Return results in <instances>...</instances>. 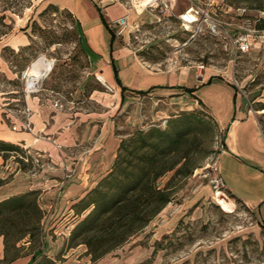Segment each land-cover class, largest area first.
I'll return each instance as SVG.
<instances>
[{"label": "rangeland", "instance_id": "rangeland-1", "mask_svg": "<svg viewBox=\"0 0 264 264\" xmlns=\"http://www.w3.org/2000/svg\"><path fill=\"white\" fill-rule=\"evenodd\" d=\"M123 1L135 23L127 46L141 63L187 78L203 70L227 81L264 138V0H224L225 7L245 13L243 18L231 13L220 36L194 35L181 25L176 16L188 0H176L168 15L140 5L145 0ZM242 35L250 37L247 53L236 52L231 42ZM84 49L67 11L48 0H0V126L25 131L22 124L29 118L26 132L34 123L40 127L37 149L0 153V201L32 192L29 199L41 211L39 221L30 211L17 216L2 211L0 264L12 258L30 264L33 254L36 261L43 257L55 264H264L261 224L219 182L223 132L205 107L181 88L169 95L125 92L121 100L99 81ZM27 71L39 80L30 94ZM52 121L56 128L48 132ZM150 129L185 131L179 151L190 173L157 179L159 188L167 184L170 202L143 229L96 259L81 240L68 241L88 211L75 216L73 203L58 197L72 178L85 181L89 175L86 189L97 184L109 173L120 141L125 149L137 133ZM123 148L118 178L125 182L121 171L131 158Z\"/></svg>", "mask_w": 264, "mask_h": 264}, {"label": "crops", "instance_id": "crops-1", "mask_svg": "<svg viewBox=\"0 0 264 264\" xmlns=\"http://www.w3.org/2000/svg\"><path fill=\"white\" fill-rule=\"evenodd\" d=\"M48 2L67 11L73 17L80 31L89 64L103 77L108 87L114 89L116 94H120L121 100L122 87L126 89L125 92H145L147 95L152 91L169 95L173 94L176 88L195 89L192 96L203 104L218 129L223 132V145L217 160L223 188L251 210L261 226H264V138L257 119L248 111L245 112L234 88L227 81L210 77L211 75H207L203 70L187 78L183 73L154 70L141 63L133 50L127 46L134 20L123 0H48ZM115 6L119 10L112 13ZM125 15L128 16V26L118 34L119 29L113 23ZM10 116L6 115L7 118ZM50 118L53 120L57 115ZM54 123L55 121H52V126L46 129L48 132L55 130ZM34 124L31 132L20 129L14 132L0 126V141L19 149H37L40 141L36 134L40 127ZM118 146L119 144L117 148ZM86 176L89 179V175ZM86 180L83 178L82 181L73 178L69 180L58 197L61 202L68 200L74 203L81 199L96 184V182L91 186L89 184L86 189L90 183ZM52 186L56 188L57 184ZM3 264H22V259Z\"/></svg>", "mask_w": 264, "mask_h": 264}, {"label": "trees", "instance_id": "trees-1", "mask_svg": "<svg viewBox=\"0 0 264 264\" xmlns=\"http://www.w3.org/2000/svg\"><path fill=\"white\" fill-rule=\"evenodd\" d=\"M182 90L191 95L195 91L193 88ZM125 91L126 89L122 87L121 94L123 95ZM196 101L204 107L198 99ZM136 136V139L129 140V145L127 144L125 149L120 141L109 173L71 207V210L75 209V216L88 212L71 231L68 241L72 245L81 240L96 259L143 229L170 202L171 193L167 184L159 188L156 185L157 179L171 172L173 174L171 178L190 173L187 171V157L181 155L179 151L186 138L185 131L170 134L163 130L150 129L146 133H137ZM122 148L125 152L128 151L127 154L131 158L129 165L121 171L125 182L118 178V171L124 161L120 155ZM17 149L19 148L0 141V153L15 152ZM103 188L107 191H102ZM32 195L30 192L1 200L0 220H4L2 211L7 209L8 214L16 216L22 211H30L39 221L41 211L35 200L29 199ZM232 199L240 203L234 197ZM261 228L264 230L263 225ZM30 232L26 234L29 235ZM0 235L4 236V233ZM5 258L4 256L3 260ZM15 259L17 258L5 260L3 263ZM35 261L36 254H33L30 264ZM34 264L55 263L51 259L41 257Z\"/></svg>", "mask_w": 264, "mask_h": 264}, {"label": "built area", "instance_id": "built-area-1", "mask_svg": "<svg viewBox=\"0 0 264 264\" xmlns=\"http://www.w3.org/2000/svg\"><path fill=\"white\" fill-rule=\"evenodd\" d=\"M189 5L176 16L181 25L185 28H191L194 35L207 34L210 36H220L224 34V27L227 25L224 21L232 20L231 13L234 18H243L245 9L224 6V0H219V3H215V0H188ZM176 0H147L145 7L151 10H157L161 15H168L172 12V4ZM225 8V9H224ZM223 9V10H221ZM218 10L222 13H219ZM232 10V11H231ZM226 15L227 18H219V16ZM245 21H248L247 19ZM118 29L120 34L128 26V16L125 15L117 19L113 23ZM226 34V33H225ZM262 37V36H261ZM248 35H242L236 39L231 40L236 52L247 53L251 46V41ZM36 88V85H35ZM35 88L28 89L25 87L26 94L33 93ZM165 123V122H164ZM31 122L29 118L22 124V128L25 131H29L31 128ZM15 129V128H13ZM221 186H223L221 179L219 178Z\"/></svg>", "mask_w": 264, "mask_h": 264}, {"label": "bare ground", "instance_id": "bare-ground-1", "mask_svg": "<svg viewBox=\"0 0 264 264\" xmlns=\"http://www.w3.org/2000/svg\"><path fill=\"white\" fill-rule=\"evenodd\" d=\"M147 3V0H145L144 3H141L142 6H145ZM29 71V69H28ZM28 71L26 72L27 78H26V86L28 89H33L35 88L36 83L39 81L38 79H34L33 77H31L30 75H28ZM97 78L99 79V81L104 82L103 77L101 75H97Z\"/></svg>", "mask_w": 264, "mask_h": 264}]
</instances>
